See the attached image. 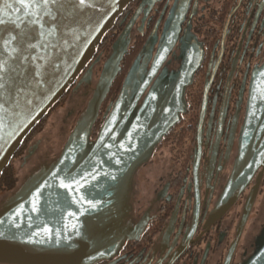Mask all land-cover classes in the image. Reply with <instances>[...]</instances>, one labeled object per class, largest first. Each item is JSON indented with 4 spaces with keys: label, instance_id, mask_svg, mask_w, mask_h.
I'll return each instance as SVG.
<instances>
[{
    "label": "water",
    "instance_id": "1",
    "mask_svg": "<svg viewBox=\"0 0 264 264\" xmlns=\"http://www.w3.org/2000/svg\"><path fill=\"white\" fill-rule=\"evenodd\" d=\"M130 1L87 0L89 6L77 7L78 0H0V177L71 86L77 82L73 91L89 86L63 144L35 155L15 189L0 195V263L93 264L143 230L134 229L132 220L137 174L187 112L186 90L199 60L190 64L193 44L185 40L180 70L159 73L176 40L173 12L157 49L155 28L120 90L110 95L130 53V21L111 43L92 84L104 36ZM261 167L259 175L264 173V61L252 71L239 155L214 213L228 208ZM258 191L252 188L242 222ZM256 235L240 264H264V223ZM230 258L231 253L224 264Z\"/></svg>",
    "mask_w": 264,
    "mask_h": 264
},
{
    "label": "flooded vegetation",
    "instance_id": "2",
    "mask_svg": "<svg viewBox=\"0 0 264 264\" xmlns=\"http://www.w3.org/2000/svg\"><path fill=\"white\" fill-rule=\"evenodd\" d=\"M173 12L176 40L159 73L164 68L180 70L184 41L193 44L190 64L199 60V65L186 90L187 112L138 171L132 220L134 229L143 226L142 232L93 264H224L230 253L229 264H240L264 223L262 167L228 208L214 213L239 155L252 71L264 61V0H131L98 50L102 55L92 84L109 52L110 34L132 21L131 46L142 41L140 50L156 28L157 49ZM76 83L62 98L71 110L56 147L63 144L87 99L89 86L84 83L73 91ZM37 136L28 144L24 141L11 161L14 165L20 161L26 170L33 166L41 140ZM255 186L257 198L242 222Z\"/></svg>",
    "mask_w": 264,
    "mask_h": 264
},
{
    "label": "rangeland",
    "instance_id": "3",
    "mask_svg": "<svg viewBox=\"0 0 264 264\" xmlns=\"http://www.w3.org/2000/svg\"><path fill=\"white\" fill-rule=\"evenodd\" d=\"M85 104H86V101H83L79 108L82 110ZM56 106L58 107H55V106L52 107V108H55L54 110H52L51 108V110L49 111L50 114L48 113L49 115L47 114L48 116L44 118L45 121L43 122V126L40 128L41 130L37 133L38 134L37 137L38 138L41 137V140L39 142V146L36 152L38 154L44 153L45 151H49V152H51L52 150L55 151L56 149L59 148L56 146H58L60 137H62L61 129H62L64 122H66L68 111L71 110V107H70L71 104H65L62 101L61 104L56 105ZM75 115L76 114H74V117ZM15 163H16L15 164L16 170L18 171V177L19 179H22L25 176V173H26L25 168H27V165L23 166L20 161H16Z\"/></svg>",
    "mask_w": 264,
    "mask_h": 264
},
{
    "label": "trees",
    "instance_id": "4",
    "mask_svg": "<svg viewBox=\"0 0 264 264\" xmlns=\"http://www.w3.org/2000/svg\"><path fill=\"white\" fill-rule=\"evenodd\" d=\"M111 32V31H110ZM109 34V32L107 33ZM106 34V35H107ZM119 33L116 32L115 35L113 36V34L111 35V39H107L108 41L106 42H113L116 38V36ZM106 35L104 36V39L106 37ZM110 38V37H109ZM142 41H138L136 42V44L133 46H131L130 48V53L126 56L125 58V63H124V67L122 72L119 74V76L116 78L115 83L112 87V91L110 93V95H112L114 92H118L120 90V86L122 84V81L124 79V75L126 70L128 69L129 65L132 62V59L134 58L136 52L139 50L140 46H141ZM63 100V99H62ZM61 100V101H62ZM59 101L57 102L54 106L61 104L62 102ZM45 121V119H43L31 132L30 134L26 137L25 139V144H28V142L31 140V137L36 135L38 133V131L40 130V128L43 126V122ZM101 125V120L99 119V121L96 124V128H95V132H94V136L96 135L97 130L99 129ZM19 182V177L17 175V170L15 165L11 162L3 171L1 177H0V195L6 193V192H10L13 189H15V187L17 186Z\"/></svg>",
    "mask_w": 264,
    "mask_h": 264
},
{
    "label": "snow or ice",
    "instance_id": "5",
    "mask_svg": "<svg viewBox=\"0 0 264 264\" xmlns=\"http://www.w3.org/2000/svg\"><path fill=\"white\" fill-rule=\"evenodd\" d=\"M56 0H52V3H55ZM44 3L47 4L48 3V0H44ZM77 7H85V6H89L88 3H87V0H78L77 2ZM4 23V20L2 18H0V24H3ZM11 39H16V37H12ZM7 43V42H6Z\"/></svg>",
    "mask_w": 264,
    "mask_h": 264
}]
</instances>
